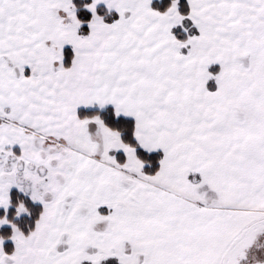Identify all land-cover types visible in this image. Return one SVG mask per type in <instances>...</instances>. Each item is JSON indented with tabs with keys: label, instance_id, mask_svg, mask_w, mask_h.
Segmentation results:
<instances>
[{
	"label": "snow or ice",
	"instance_id": "obj_1",
	"mask_svg": "<svg viewBox=\"0 0 264 264\" xmlns=\"http://www.w3.org/2000/svg\"><path fill=\"white\" fill-rule=\"evenodd\" d=\"M0 264H264V0H0Z\"/></svg>",
	"mask_w": 264,
	"mask_h": 264
},
{
	"label": "trees",
	"instance_id": "obj_2",
	"mask_svg": "<svg viewBox=\"0 0 264 264\" xmlns=\"http://www.w3.org/2000/svg\"><path fill=\"white\" fill-rule=\"evenodd\" d=\"M81 2H82V0H77V3H81ZM166 3H167V0H164V4H166ZM157 6L158 7H163V4L158 3ZM81 15L84 16L85 18H87V13L86 12H82ZM5 231H7V230L5 229Z\"/></svg>",
	"mask_w": 264,
	"mask_h": 264
}]
</instances>
